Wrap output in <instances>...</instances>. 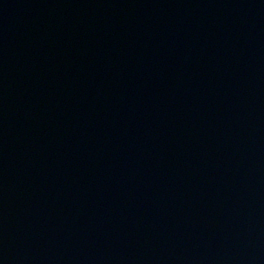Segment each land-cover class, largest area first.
<instances>
[{
	"label": "water",
	"instance_id": "water-1",
	"mask_svg": "<svg viewBox=\"0 0 264 264\" xmlns=\"http://www.w3.org/2000/svg\"><path fill=\"white\" fill-rule=\"evenodd\" d=\"M0 264H264V0H0Z\"/></svg>",
	"mask_w": 264,
	"mask_h": 264
}]
</instances>
